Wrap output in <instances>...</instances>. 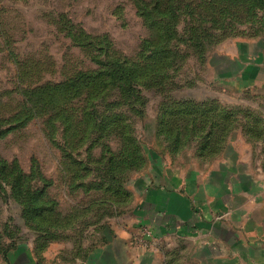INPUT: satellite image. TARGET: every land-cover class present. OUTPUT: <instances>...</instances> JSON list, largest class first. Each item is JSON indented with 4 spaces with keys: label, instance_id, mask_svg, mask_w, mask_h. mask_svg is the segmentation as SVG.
Wrapping results in <instances>:
<instances>
[{
    "label": "rangeland",
    "instance_id": "1",
    "mask_svg": "<svg viewBox=\"0 0 264 264\" xmlns=\"http://www.w3.org/2000/svg\"><path fill=\"white\" fill-rule=\"evenodd\" d=\"M254 2L0 0V264L16 249L40 264L72 263L102 243L113 207L88 206L100 194L72 190L68 179L96 174L68 168L98 160L113 176L120 128L145 163L127 183L152 164L187 172L217 157L202 156L189 104L208 118L226 109L239 124L229 134L243 133L264 164V90L227 85L213 66L235 43L264 36ZM143 61L147 74L135 82L110 77L114 62ZM253 125L255 138L245 133Z\"/></svg>",
    "mask_w": 264,
    "mask_h": 264
},
{
    "label": "crops",
    "instance_id": "2",
    "mask_svg": "<svg viewBox=\"0 0 264 264\" xmlns=\"http://www.w3.org/2000/svg\"><path fill=\"white\" fill-rule=\"evenodd\" d=\"M213 66L227 85L264 90V36L235 43ZM245 140L235 133L230 148L187 172L150 165L127 183L132 201L109 218L102 243L63 264H264V164L253 160L260 150ZM144 224L156 233L150 250L134 240ZM7 264L40 262L29 250L16 249Z\"/></svg>",
    "mask_w": 264,
    "mask_h": 264
},
{
    "label": "trees",
    "instance_id": "3",
    "mask_svg": "<svg viewBox=\"0 0 264 264\" xmlns=\"http://www.w3.org/2000/svg\"><path fill=\"white\" fill-rule=\"evenodd\" d=\"M228 3H234V2H240L244 0H227ZM256 2L254 5V8L252 11L256 10H263L264 11V0H255ZM145 5H141V8H143ZM258 7V8H255ZM156 8H160V4H157ZM171 8H174L172 6ZM232 8V7H231ZM227 14V10L225 12ZM172 39V38H170ZM169 38H165L162 40V42H157L159 44H167L168 41L170 40ZM192 40V39H191ZM208 41L207 38H204L202 40L203 44H205ZM195 43V42H194ZM203 49V46H201ZM166 50V48H163ZM157 51V50H156ZM156 53V52H155ZM157 56V61L160 60H167L169 53H156ZM146 59V58H145ZM149 58H147L145 61L147 62ZM147 64L140 63V64H132V63H127V62H114L112 65V72L110 73V77L112 79L116 80H122L124 84L127 85V82H135V78L139 76H144L147 74ZM79 76L82 75V73L78 74ZM132 88L129 91L131 94L134 91V85H131ZM124 88V87H123ZM204 107L206 103H203ZM192 106L191 108V115L192 113L194 114V117L192 118L191 116V121H196L194 122V126L197 125L195 129V133L199 134V138H204L205 144L202 148V156L204 157H213V156H218L220 155L224 149L227 147V141L232 137L231 134H229V131L233 129L232 126L236 129L238 124V120L235 117H232L233 115L230 113L228 115L226 109L223 110L222 107H220V112L215 114V116H211L210 118L206 117L205 114H202L200 112V107H194V105L189 104ZM207 106V105H206ZM193 109H197L198 114L194 112ZM199 113L202 114V116L199 115ZM232 115V116H231ZM187 121V120H186ZM255 122V120H253ZM210 125L211 127L207 128V125ZM255 124V123H254ZM231 128V129H230ZM233 129V130H234ZM207 130V132L205 131ZM218 130V131H217ZM232 130V131H233ZM119 136L123 140V146L122 149L119 150L117 153H111L109 151V170L111 173H113V176L108 178V173L106 171H102L103 169H107V167H101L99 165V161H94L93 164L95 166H84L82 163H76L77 165L80 166H73L69 167L68 169H84L87 174H91L94 172L96 174L95 176V181H85V182H80L84 181L83 177H76L74 176H69L68 182L70 183V187L72 190L76 189H83L86 193H99L100 195L96 198L97 201L91 200L88 204V206H97L99 207H105L107 205L112 206L111 208L113 211H117L118 214L123 213L126 210V207L130 204L132 201L133 195L132 193L127 189V181L126 177L128 172H132L137 169H142L145 166L144 159L141 157V151L139 150V154L137 153L136 150H133L132 148L136 146V140H132L130 137L126 138V131L124 128H120L119 131ZM245 133L246 135H250V137L255 138L256 134L258 133L257 130L253 126H246L245 127ZM229 136H231L229 138ZM134 142L133 144H131ZM134 154H137L135 157ZM71 172V171H70ZM72 173V172H71ZM75 174V173H74ZM114 177V178H113ZM45 180V179H44ZM46 181V180H45ZM73 181V182H72ZM79 181V182H78ZM72 183V184H71ZM45 201L43 204L45 206L47 205V200L44 198ZM52 204V203H51ZM98 204V205H96ZM47 210V209H46ZM46 210L44 211L45 216H50V214H46ZM52 211V208H50ZM49 210V211H50ZM86 212V208L82 209L81 212ZM113 211H111V214H109L111 217L115 216L113 215ZM114 212V213H115ZM109 216V217H110ZM10 252L5 253V260L8 259V255Z\"/></svg>",
    "mask_w": 264,
    "mask_h": 264
},
{
    "label": "built area",
    "instance_id": "4",
    "mask_svg": "<svg viewBox=\"0 0 264 264\" xmlns=\"http://www.w3.org/2000/svg\"><path fill=\"white\" fill-rule=\"evenodd\" d=\"M134 240L137 246L143 250H150L157 244L155 231L145 224L140 226L134 235Z\"/></svg>",
    "mask_w": 264,
    "mask_h": 264
}]
</instances>
